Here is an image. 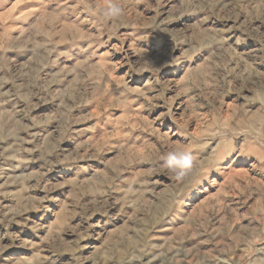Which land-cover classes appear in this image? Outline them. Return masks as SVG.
<instances>
[{
  "label": "rangeland",
  "instance_id": "rangeland-1",
  "mask_svg": "<svg viewBox=\"0 0 264 264\" xmlns=\"http://www.w3.org/2000/svg\"><path fill=\"white\" fill-rule=\"evenodd\" d=\"M0 264H264V0H0Z\"/></svg>",
  "mask_w": 264,
  "mask_h": 264
}]
</instances>
